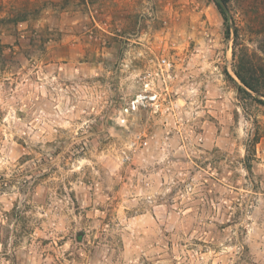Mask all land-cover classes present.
<instances>
[{
	"label": "rangeland",
	"instance_id": "1",
	"mask_svg": "<svg viewBox=\"0 0 264 264\" xmlns=\"http://www.w3.org/2000/svg\"><path fill=\"white\" fill-rule=\"evenodd\" d=\"M262 45L264 0H0V264H264Z\"/></svg>",
	"mask_w": 264,
	"mask_h": 264
},
{
	"label": "trees",
	"instance_id": "2",
	"mask_svg": "<svg viewBox=\"0 0 264 264\" xmlns=\"http://www.w3.org/2000/svg\"><path fill=\"white\" fill-rule=\"evenodd\" d=\"M224 4H228L229 0H221ZM217 6L219 7V9L221 10V13L223 14V16L225 17V21L226 23L228 22V17L225 13V11L223 10V8L221 7V5L219 3H217ZM228 33L227 35L230 36L231 35V29L228 26L227 28ZM236 39L239 37L238 32L236 31ZM261 49H264V46L262 45ZM238 51V53H237ZM234 56L235 58L238 60V67L236 69V75L237 77L240 79V81L244 84L245 87H247L248 89L260 94L261 88H264L262 84H264L263 82H261L260 78H258V73L261 72L262 69H259L253 62V55H251L249 53V51H247L246 49H240V50H235L234 52ZM264 96V93H261ZM1 188H5V187H1ZM20 219H22V217H20Z\"/></svg>",
	"mask_w": 264,
	"mask_h": 264
},
{
	"label": "built area",
	"instance_id": "3",
	"mask_svg": "<svg viewBox=\"0 0 264 264\" xmlns=\"http://www.w3.org/2000/svg\"><path fill=\"white\" fill-rule=\"evenodd\" d=\"M163 64L166 66V67H171V65L169 63H167L166 60L163 61Z\"/></svg>",
	"mask_w": 264,
	"mask_h": 264
}]
</instances>
